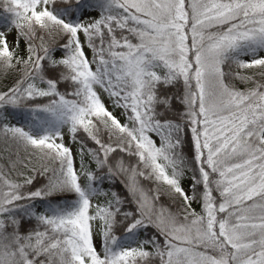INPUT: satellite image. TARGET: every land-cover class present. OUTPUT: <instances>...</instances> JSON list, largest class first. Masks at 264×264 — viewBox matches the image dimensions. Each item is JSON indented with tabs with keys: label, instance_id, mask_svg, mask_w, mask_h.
Instances as JSON below:
<instances>
[{
	"label": "snow or ice",
	"instance_id": "1",
	"mask_svg": "<svg viewBox=\"0 0 264 264\" xmlns=\"http://www.w3.org/2000/svg\"><path fill=\"white\" fill-rule=\"evenodd\" d=\"M0 264H264V0H0Z\"/></svg>",
	"mask_w": 264,
	"mask_h": 264
}]
</instances>
